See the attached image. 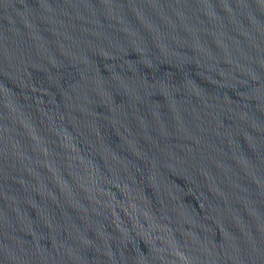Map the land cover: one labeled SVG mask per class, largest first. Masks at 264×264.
<instances>
[{
    "label": "water",
    "instance_id": "water-1",
    "mask_svg": "<svg viewBox=\"0 0 264 264\" xmlns=\"http://www.w3.org/2000/svg\"><path fill=\"white\" fill-rule=\"evenodd\" d=\"M0 264H264V0H0Z\"/></svg>",
    "mask_w": 264,
    "mask_h": 264
}]
</instances>
